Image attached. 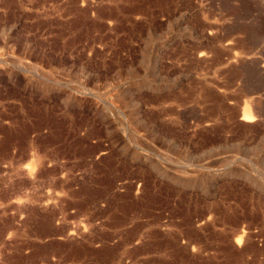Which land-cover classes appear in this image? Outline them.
<instances>
[{"label": "rangeland", "instance_id": "rangeland-1", "mask_svg": "<svg viewBox=\"0 0 264 264\" xmlns=\"http://www.w3.org/2000/svg\"><path fill=\"white\" fill-rule=\"evenodd\" d=\"M0 264H264V0H0Z\"/></svg>", "mask_w": 264, "mask_h": 264}, {"label": "bare ground", "instance_id": "bare-ground-1", "mask_svg": "<svg viewBox=\"0 0 264 264\" xmlns=\"http://www.w3.org/2000/svg\"><path fill=\"white\" fill-rule=\"evenodd\" d=\"M243 118V117H242ZM241 238V237H240ZM237 242H240V239L237 241Z\"/></svg>", "mask_w": 264, "mask_h": 264}]
</instances>
